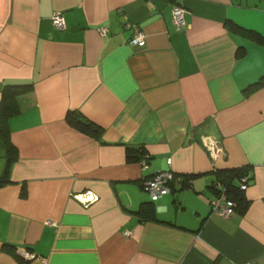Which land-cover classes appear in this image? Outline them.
<instances>
[{"label": "crops", "instance_id": "crops-1", "mask_svg": "<svg viewBox=\"0 0 264 264\" xmlns=\"http://www.w3.org/2000/svg\"><path fill=\"white\" fill-rule=\"evenodd\" d=\"M126 22L142 47L127 44ZM263 78L264 0H0V94L30 85L8 120L16 160L0 184V264H264ZM68 111L100 137L67 126ZM140 147L145 167L125 158ZM5 165L0 141V177ZM233 169L248 180L233 214H210L215 171ZM165 170L155 220L135 215L149 202L142 180Z\"/></svg>", "mask_w": 264, "mask_h": 264}, {"label": "trees", "instance_id": "trees-1", "mask_svg": "<svg viewBox=\"0 0 264 264\" xmlns=\"http://www.w3.org/2000/svg\"><path fill=\"white\" fill-rule=\"evenodd\" d=\"M243 34L254 41L259 43L263 42L262 36L253 30H244ZM236 56H240V50L236 51ZM264 84V78L255 83L254 87H258ZM30 91V85L25 83L21 85H10L6 84L3 86L1 94H0V141L3 144L6 151V165L3 170V174L0 177V184H4L9 182L8 180V167L9 165L16 160V148L10 140V133L8 129V120L19 114V110L17 108L16 98L23 93ZM64 121L67 126L71 129L82 133L90 138L98 139L100 137L101 130L90 121L82 118L80 115L68 111L65 114ZM145 158L146 162L148 160V155L143 152V149L140 147L139 149L126 148L125 149V158L127 162H139L142 158ZM243 170V169H242ZM216 178L219 183H221L226 191L228 197L236 201L239 199V191L238 190V179L241 175H243V171L241 169H233L228 171H215ZM173 176V175H172ZM190 178V177H188ZM188 178L186 180H188ZM236 178V182L233 181ZM213 184V183H212ZM211 184V188H212ZM171 186V184H170ZM153 202L140 204L138 209L133 211L135 215H139L142 217H149L150 219L155 220V217L152 213ZM4 249L10 248L8 245L3 247Z\"/></svg>", "mask_w": 264, "mask_h": 264}, {"label": "built area", "instance_id": "built-area-1", "mask_svg": "<svg viewBox=\"0 0 264 264\" xmlns=\"http://www.w3.org/2000/svg\"><path fill=\"white\" fill-rule=\"evenodd\" d=\"M184 9L178 5H173L171 7V21L172 26L175 30H180L185 27L184 23ZM50 25L54 29H63L64 27V20L60 13H54L50 17ZM124 27L130 31V38L128 39L127 44L130 47L140 48L144 45L145 42V35L141 29H139L136 25L125 23ZM100 35H104L106 32L105 28L99 27L97 29ZM201 145L204 151L211 159L217 158L219 155L222 154V149L219 143L211 138L208 135H204L200 139ZM146 157L139 160L138 165L145 167L146 166ZM169 159H166V164L169 165ZM172 173L169 170L165 171H157L153 173L149 178L142 180V190L148 196L150 202H155L159 198L169 194L170 192V184L172 183ZM247 176L245 174L241 175L238 179V190L244 191L247 185ZM212 189L214 190L215 194L214 197L208 202L210 214H214L221 218H229L234 211L235 202L231 200L228 195L225 187L215 181L212 184ZM83 203H89L90 200L87 197L84 199ZM49 225H53L49 223ZM125 236H128V232H124Z\"/></svg>", "mask_w": 264, "mask_h": 264}]
</instances>
